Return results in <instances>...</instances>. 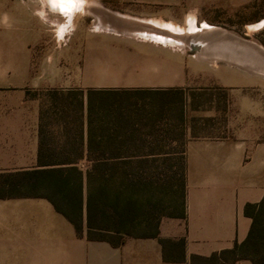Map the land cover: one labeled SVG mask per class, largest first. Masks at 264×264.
<instances>
[{"label": "crops", "instance_id": "obj_1", "mask_svg": "<svg viewBox=\"0 0 264 264\" xmlns=\"http://www.w3.org/2000/svg\"><path fill=\"white\" fill-rule=\"evenodd\" d=\"M137 1L178 6L183 0ZM208 1L188 0V7L202 14ZM49 2L14 0L0 11L8 17L0 23V264H193V256L210 257L244 242L252 224L244 207L264 198V110L256 114L262 122L237 126L231 137L186 142L185 217L161 219L164 244L157 238H128L120 247L88 241L47 199L31 196L30 173L48 168L41 146L63 147L66 133L80 130L59 119L54 106L66 94L96 89L89 79L98 73L95 40L85 50L82 69L81 39L75 33L67 37L63 24L50 29L44 6ZM146 46L163 50L168 60L163 75L144 84H184L177 79L176 55ZM105 51L115 49L103 45L102 56ZM83 133L85 141L86 125Z\"/></svg>", "mask_w": 264, "mask_h": 264}, {"label": "trees", "instance_id": "obj_2", "mask_svg": "<svg viewBox=\"0 0 264 264\" xmlns=\"http://www.w3.org/2000/svg\"><path fill=\"white\" fill-rule=\"evenodd\" d=\"M132 94L140 101L149 98L151 107L140 103L143 112L126 111ZM181 101L180 89L66 94L54 109L66 125L80 130L66 133L63 147L41 146L48 168L30 173L31 196L47 199L88 241L120 247L128 238H157L164 244L161 219L185 217L187 129ZM244 214L252 220L244 242L210 257L193 256L191 262L264 264V198L246 204Z\"/></svg>", "mask_w": 264, "mask_h": 264}, {"label": "rangeland", "instance_id": "obj_3", "mask_svg": "<svg viewBox=\"0 0 264 264\" xmlns=\"http://www.w3.org/2000/svg\"><path fill=\"white\" fill-rule=\"evenodd\" d=\"M13 1L0 0V11L1 6L10 5ZM72 1L77 3L79 0H50L49 4L44 3L48 8L50 29L63 24L67 37L72 33L80 37L84 46L82 69L88 62L85 50L88 44L95 40L98 45L95 62L98 73L96 79L89 80L96 89L121 91L180 89L182 92L180 105L185 112L184 126L187 129L184 140L187 141L194 138L192 136L231 137L232 129L237 126L249 124L256 126L259 121L262 122L260 120L262 118L256 114L264 110L263 75L228 62L199 59L188 48L158 40L157 38L169 39L166 38L168 33L145 24V21L162 20L183 28L201 27L203 24L218 26L244 38L256 40L264 46V28L249 32V27L261 23L264 19V0H209L205 11L198 15L195 9L191 12L188 0H183L178 6L142 3L137 0H88L95 5L89 7L90 13L81 15L74 14L80 11V6ZM53 7H58L59 10L56 11L52 9ZM72 16L75 17L74 20ZM146 44L159 45L161 49L166 47L170 53L176 55L177 79H185L184 84L169 88H156L153 84H144L152 80L149 78L155 75L157 77L159 73L161 77L163 65L168 60L166 52ZM103 45L107 49L108 46L114 47L116 52L105 51L102 56ZM100 65H106L107 68H101ZM114 69L122 73L115 72ZM99 72L107 74L100 75ZM83 87L84 84L82 89ZM126 103L124 106L126 111L136 107L138 111L143 112V104L147 109L151 107L149 98L140 101L134 94L130 95ZM73 105L76 106V101Z\"/></svg>", "mask_w": 264, "mask_h": 264}, {"label": "water", "instance_id": "obj_4", "mask_svg": "<svg viewBox=\"0 0 264 264\" xmlns=\"http://www.w3.org/2000/svg\"><path fill=\"white\" fill-rule=\"evenodd\" d=\"M169 34V39H157L188 48L199 59L228 62L264 76V46L256 40L212 25Z\"/></svg>", "mask_w": 264, "mask_h": 264}, {"label": "bare ground", "instance_id": "obj_5", "mask_svg": "<svg viewBox=\"0 0 264 264\" xmlns=\"http://www.w3.org/2000/svg\"><path fill=\"white\" fill-rule=\"evenodd\" d=\"M79 6H80V11H77L76 13H74V14H76V15H81L82 13H90L91 11H90V9H89V7L90 6H92V5H95L94 3H92V2H90V1H88V0H79ZM50 3V2H49ZM75 4H77V3H75ZM97 5H99V4H97ZM95 7V6H94ZM97 7V6H96ZM100 8V7H99ZM96 9V8H95ZM101 10H103V9H101ZM57 11V10H56ZM105 11V10H104ZM97 12H100V11H97ZM102 12V11H101ZM102 13H105V12H102ZM101 13V14H102ZM109 13V12H108ZM110 14H111V12H110ZM109 14V15H110ZM103 15V14H102ZM113 17V16H112ZM115 17V16H114ZM117 17V16H116ZM74 16H72V19L74 20ZM99 18V17H98ZM109 18H110V16H109ZM119 18V17H118ZM124 18V17H123ZM71 19V20H72ZM117 19V18H116ZM125 20H127V19H125ZM130 20V19H129ZM128 20V21H129ZM145 20V19H144ZM135 21V20H134ZM113 22V21H112ZM140 22H144V21H140ZM74 23V22H73ZM134 23V22H133ZM149 24V25H152V26H155V27H157V28H160V29H162V30H164V31H166L167 33H168V36L166 37V38H171V35L169 34V33H175V32H183V31H189V32H192V31H194V30H198V29H202V28H204V27H206L207 25L206 24H203L200 28H197V27H187V28H183V27H180V26H178V25H176V24H171V23H167V22H165V21H162V20H153V21H145V24ZM264 23V20L263 21H261V23L260 24H263ZM132 24V23H131ZM136 24V23H135ZM112 25V24H111ZM109 26V25H108ZM109 27H111V26H109ZM160 36H162V35H160ZM162 37H164V36H162ZM214 62V61H213Z\"/></svg>", "mask_w": 264, "mask_h": 264}, {"label": "flooded vegetation", "instance_id": "obj_6", "mask_svg": "<svg viewBox=\"0 0 264 264\" xmlns=\"http://www.w3.org/2000/svg\"><path fill=\"white\" fill-rule=\"evenodd\" d=\"M264 20V19H263ZM262 20V21H263ZM194 27V26H193ZM197 28H200V27H197ZM261 28H264V23L263 24H257V25H254L252 27H249V32L250 33H253L254 31H257L258 29H261Z\"/></svg>", "mask_w": 264, "mask_h": 264}, {"label": "clouds", "instance_id": "obj_7", "mask_svg": "<svg viewBox=\"0 0 264 264\" xmlns=\"http://www.w3.org/2000/svg\"><path fill=\"white\" fill-rule=\"evenodd\" d=\"M7 14H0V23H7Z\"/></svg>", "mask_w": 264, "mask_h": 264}]
</instances>
